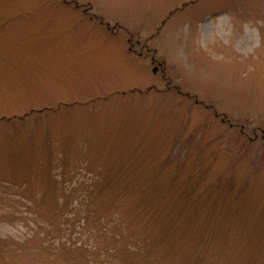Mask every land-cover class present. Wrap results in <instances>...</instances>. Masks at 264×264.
<instances>
[{"label": "rangeland", "instance_id": "rangeland-1", "mask_svg": "<svg viewBox=\"0 0 264 264\" xmlns=\"http://www.w3.org/2000/svg\"><path fill=\"white\" fill-rule=\"evenodd\" d=\"M263 133L264 0H0V264H264Z\"/></svg>", "mask_w": 264, "mask_h": 264}, {"label": "trees", "instance_id": "trees-1", "mask_svg": "<svg viewBox=\"0 0 264 264\" xmlns=\"http://www.w3.org/2000/svg\"><path fill=\"white\" fill-rule=\"evenodd\" d=\"M224 118L226 119V116H224ZM104 170L102 169L101 172H98L96 174V180L94 182V184L92 185V189H88L87 192L88 193H92L91 197L94 196V193L98 194L103 190L110 191L111 190V194L115 191V195H113V199L111 200H115L117 199L116 196H128L131 193V185L125 181V179L120 175L118 178L117 176H115L116 178V183L114 185H111L109 188L107 186H103L100 185V181L104 180L105 175L103 174ZM115 175V174H114ZM80 185H83V182H79ZM91 186V185H89ZM62 190H64V197L66 196H70L76 193L77 195V199L79 198V196H82L83 194L79 193V190L81 188V186H79V184H75L73 187H64L62 186ZM84 196V195H83ZM91 197H82L77 201H69L68 199L63 198L61 202L57 203V208L59 210H63V214L61 215V220L62 223L64 222V224L67 225V227H65V229L70 228V227H74L77 225H81V222L84 220V222L82 223V225H87V222L85 221L86 218L90 217V211H91V202L93 199ZM120 209H116L115 211L119 212L118 215L116 216L119 220H120ZM65 213V214H64ZM81 214L83 215V217H81ZM73 216L71 218V216ZM71 218V219H70ZM104 218V217H103ZM83 219V220H82ZM82 220V221H81ZM115 220V219H114ZM114 220H110L111 222H113ZM81 221V222H80ZM80 222V223H77ZM109 220L107 219L105 222V226L107 227ZM69 223V225H68Z\"/></svg>", "mask_w": 264, "mask_h": 264}, {"label": "flooded vegetation", "instance_id": "flooded-vegetation-1", "mask_svg": "<svg viewBox=\"0 0 264 264\" xmlns=\"http://www.w3.org/2000/svg\"><path fill=\"white\" fill-rule=\"evenodd\" d=\"M128 43H129V49H130L129 51H134L137 54H141V56L146 55L148 58H151V63L153 64V66L164 68L163 64L165 63V60L164 59L160 60L157 58V55H156L157 50L154 49V47H152L149 44L148 40H136V38H133V36L132 37L130 36ZM147 53L148 54L150 53L151 56L148 55Z\"/></svg>", "mask_w": 264, "mask_h": 264}, {"label": "water", "instance_id": "water-1", "mask_svg": "<svg viewBox=\"0 0 264 264\" xmlns=\"http://www.w3.org/2000/svg\"><path fill=\"white\" fill-rule=\"evenodd\" d=\"M156 68H157V67H156ZM156 68H155V69H156Z\"/></svg>", "mask_w": 264, "mask_h": 264}]
</instances>
